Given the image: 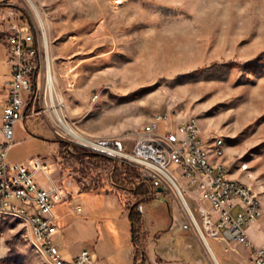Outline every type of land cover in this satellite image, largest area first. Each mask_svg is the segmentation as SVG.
<instances>
[{"label":"rangeland","instance_id":"rangeland-1","mask_svg":"<svg viewBox=\"0 0 264 264\" xmlns=\"http://www.w3.org/2000/svg\"><path fill=\"white\" fill-rule=\"evenodd\" d=\"M8 1L13 4L8 8L18 10L22 19L25 16L23 25L39 29L46 46L42 26L28 2ZM34 2L45 24L57 108L88 143L129 153L136 143L133 133L159 114L175 115L179 120L197 118L205 140L225 141L222 160L229 162L233 179L254 189L264 204V61L263 71L256 74L227 66L264 56V0ZM44 67L47 78V56ZM46 78L36 101L27 102V113H32L33 122L55 131L81 154L72 169L78 178L95 180L99 176L105 181L102 195L79 201L85 214H91L88 224L82 215L72 213L75 204L52 197L56 216L69 214L59 223L62 232L55 237V244L65 260H71V246L79 245L99 256L97 264H146L132 255L131 222L122 217L132 198L112 188L110 162L99 164L83 154L121 158L62 129L50 105ZM95 95L99 96L96 101ZM160 132H165L164 122ZM19 141H15L11 157L19 156L25 148L31 150V145L23 146ZM42 178L46 186H53L50 179ZM187 188L193 195L200 194L195 185ZM111 195L112 201L106 204V196ZM185 197L201 225L195 204ZM240 211L237 205L233 215ZM142 214L145 252L147 244L151 249L156 246L153 242L162 232L165 240L173 236L180 242L193 241L192 251L200 254L201 249L209 263L216 264L176 190L156 194ZM71 221L77 223L72 232L67 225ZM172 223L176 228L186 225L190 235L184 228L171 235ZM251 226L250 236L264 245V215ZM207 239L218 253L213 240ZM225 253L229 251L225 249ZM0 264H51L21 216L0 215ZM150 264H160L159 259Z\"/></svg>","mask_w":264,"mask_h":264},{"label":"built area","instance_id":"built-area-1","mask_svg":"<svg viewBox=\"0 0 264 264\" xmlns=\"http://www.w3.org/2000/svg\"><path fill=\"white\" fill-rule=\"evenodd\" d=\"M3 34L11 80L1 129L4 142L0 144V215L25 218L37 240L42 241V248L48 253L51 264H94L95 256L90 250H82L68 261L55 244L59 227L52 197L63 201L64 194L55 185L52 190H47L38 183L39 173L47 175L42 160L32 158L33 167L8 162L9 152L14 146L16 125L25 119L28 100L32 98L36 101L46 78L44 60L47 48L42 43L39 29L32 25H13ZM98 98L95 95L94 101ZM161 122L165 123L164 133L160 132ZM133 134L136 143L129 153L97 144L93 146L119 156L152 176L156 194H161L158 189L164 188L167 191L176 190L182 199H186L185 196L190 198L195 204L196 214L201 218L200 225L193 212L194 227L206 239L243 244L250 253L248 264H264V247L257 246L248 235L251 225L263 217L264 207H259L254 189L243 187L240 180L228 179V164L218 163V156L226 151L219 138L209 143L204 139L202 128L194 127V117L179 120L167 113L159 114L157 121ZM206 145H213V152H206ZM207 154H214L215 168H207ZM188 184L195 185L200 194L193 195L187 188ZM237 205L241 211L234 216ZM75 213L81 215L82 208H75Z\"/></svg>","mask_w":264,"mask_h":264},{"label":"crops","instance_id":"crops-1","mask_svg":"<svg viewBox=\"0 0 264 264\" xmlns=\"http://www.w3.org/2000/svg\"><path fill=\"white\" fill-rule=\"evenodd\" d=\"M6 1L8 0H4L3 2L0 3H4ZM8 5L12 6L13 4L8 1ZM23 22L24 21L18 10L13 8L0 10V144L4 142V136L2 134L1 129L3 126V113L8 98V89H9L8 85L11 80V68L7 62V47L3 41V36H4L3 32L5 29L13 25L23 24ZM31 100L32 98L29 99L28 101ZM27 110H28V106H26L25 108V119L21 120L25 124L26 129H24V126L22 125L21 121L17 123L15 128L14 144L15 141L20 140L19 141L20 143H24L23 146L31 145V150L25 148V150L22 151V153H20L19 156L11 157V154L15 149L13 146L8 155V162L10 164L24 163L30 167H33L32 158L39 157L42 160L43 164L46 165V171L48 176L45 173H43V175L39 173L37 176L38 183L47 190H52L54 185L58 189H60L64 194L63 202H67L69 204H75L72 213H74V215L78 217L81 216L80 214L75 213V208L81 207L83 210V213L81 215L85 220H87L86 224H88L89 215L91 214H85L84 205L79 201H81L83 197L93 199L102 195L104 192L101 189L102 187H104L105 181L101 182L102 180L99 176L95 178V180L92 178L93 181L91 178H86L84 176L82 177L83 179L81 177L78 178L77 173L72 172L73 171L72 169L75 160L79 159L81 154L73 151L72 146L69 143H66V141H64L62 137L58 136L57 133H55V131L49 129L48 127L45 128L41 124L33 122L32 113L30 112L27 113ZM94 161L99 162V164H103L102 161L105 163L107 162L106 160H103L101 158H95ZM226 163L229 165L228 161ZM132 166H134V170L138 171L141 174H144L137 166L135 165ZM44 176L45 178L51 180L53 184L52 187L46 186L45 182H43L42 177ZM230 176L232 178H235L234 174H230ZM81 179L84 181H88V185H86L83 181H81ZM87 186L89 187L88 190L81 189V187L87 188ZM114 190L116 193H118L116 189ZM111 192L112 190H110L109 193ZM112 195L106 196L107 197L105 200L106 204L109 200H111ZM95 201H96L95 199L92 200L93 203H95ZM112 204L113 202L110 203L111 206ZM125 211L126 213L123 214L122 217L129 218V212L127 208L125 209ZM68 215L69 214L66 213L62 217L59 218L57 217L58 227H59L58 234L62 232V229L60 228L59 225L60 221L67 218ZM79 223L83 225L85 224V222H79ZM67 225H69L68 228L70 232L73 231V227H77L75 226L77 225V223L72 221L69 222V224ZM182 228H184V230L187 231V234L190 235L189 229L186 225L183 226L180 225L176 228V224L173 225L172 223L169 230L171 232V235H173L175 231H180ZM251 230H252V226L248 229L249 237H251L249 234ZM164 237L165 235L162 234V232H160V234L156 237L155 241L153 242V244L156 245L153 247V249H156L158 251L152 252L153 249L148 248V244H147L146 247L147 251L145 253L148 257V260L146 264L156 262L157 258L159 259L160 264H210L207 258L204 257L203 251L201 249H199L200 254H198L195 249L194 251H192L193 246H195L193 241L180 242L177 239H175L173 236H171V240H165ZM250 239L257 246L264 247V245L259 244L256 239H253L252 237ZM213 242L216 244L219 251L217 253L213 248L212 251L214 252L215 256L216 254L218 255V258L217 256L216 258L220 264H248L250 253L249 250L243 244H239V243L227 244V243L218 242L216 240H213ZM76 246H71L72 247L71 260H73L82 250H85L82 246L79 245L77 247ZM144 249L145 246H143V250ZM225 249H227L229 253H225ZM149 252H151V254ZM131 253L134 256V249L133 252L131 251ZM94 256H95L94 264L99 263L100 261L99 256L97 254H94Z\"/></svg>","mask_w":264,"mask_h":264},{"label":"trees","instance_id":"trees-1","mask_svg":"<svg viewBox=\"0 0 264 264\" xmlns=\"http://www.w3.org/2000/svg\"><path fill=\"white\" fill-rule=\"evenodd\" d=\"M10 5L8 2L0 3V10L6 9ZM20 10V9H19ZM21 11V10H20ZM23 13V12H22ZM23 19L25 16L23 15ZM26 23V21H25ZM264 61V56L258 57L257 59L250 61L246 64L232 63V65L227 64V66H233L235 68H242L245 70H249L254 74L263 71V67L261 63ZM34 88H36V83L34 84ZM85 158L95 159L101 158L110 162L112 164V175H111V185L117 192H125L131 198L132 202L127 207L129 212V220L131 222L132 231H131V240L132 244L135 247V259H140L144 263L147 262L148 257L143 250V238L145 228L143 225V214L142 211L151 199L155 198L156 192L153 187V177L150 175H144L134 170V166L129 163L123 162L120 159L112 158L110 156H106L103 154L86 152L83 154ZM104 191V190H102ZM165 193V190L163 194ZM211 247L214 249L211 241Z\"/></svg>","mask_w":264,"mask_h":264},{"label":"bare ground","instance_id":"bare-ground-1","mask_svg":"<svg viewBox=\"0 0 264 264\" xmlns=\"http://www.w3.org/2000/svg\"><path fill=\"white\" fill-rule=\"evenodd\" d=\"M26 2H28V4L30 5V7L32 8V10L34 11V13L37 16L38 21L40 22L42 29L44 31V38H45V43H46V48H47V91H48V95L50 97V105L53 107V114L56 115V118L59 122V125H61L62 129L70 136L79 139L80 141L83 142H87V139H85L83 136H81L76 130H74L69 124L68 122L63 118L62 114L59 112L58 108H57V98L55 97V76L52 72V68H51V60L49 57V52H48V44H47V36H46V30H45V24L43 22V18L42 15L37 7V5L35 4L34 0H26ZM155 121H157V118L151 122H149L148 124L142 126L140 129L142 128H146L149 124L154 123ZM194 127H200L199 125V121L197 118H194ZM139 132V129L136 131ZM219 143H224V148H226V143L223 139L219 138ZM88 144L91 145H95L93 142H89ZM206 152H213V145H206ZM226 155V151L225 153H223L222 155L218 156V163H226L222 160V158H224V156ZM207 168H215V159H214V154H207ZM244 169H246V166H243ZM227 177L228 179H233L230 176V172L229 170H227ZM241 185L243 187H246L247 189H252L250 186H248L246 183L241 181ZM254 197H256L259 207H264V204L262 203V201L260 200V198L256 195V193L254 192ZM182 198V197H181ZM184 198V197H183ZM183 203L186 207V209L188 210L190 217L192 218L191 215H193V211L191 210V208L189 207L186 199H182ZM198 233L200 235H202L203 233H201L200 231H198ZM34 237L37 241V243L40 245L41 250L43 251L44 255H46V257L49 259L48 253L46 251H44V248H42V241L41 240H37V236L35 233ZM206 238V237H205ZM209 243V241H208ZM210 245V243H209ZM211 247V245H210ZM212 248V247H211ZM215 256V255H214ZM216 258V257H215ZM217 260V259H216ZM50 263H51V259H49Z\"/></svg>","mask_w":264,"mask_h":264},{"label":"water","instance_id":"water-1","mask_svg":"<svg viewBox=\"0 0 264 264\" xmlns=\"http://www.w3.org/2000/svg\"><path fill=\"white\" fill-rule=\"evenodd\" d=\"M164 188H160V189H158V192L159 193H162V192H164ZM201 238H202V240H203V242H204V244H205V246L207 247V249L210 251V253L212 254V257H213V259L215 260V262H216V264H220L219 262H218V260H216L217 258H215L216 256H214L215 254H214V252L212 251V248L210 247V245H209V243H208V240L203 236V235H201Z\"/></svg>","mask_w":264,"mask_h":264}]
</instances>
